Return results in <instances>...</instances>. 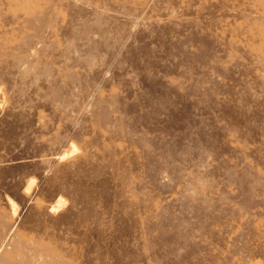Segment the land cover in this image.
Listing matches in <instances>:
<instances>
[{
	"label": "rangeland",
	"instance_id": "374dc122",
	"mask_svg": "<svg viewBox=\"0 0 264 264\" xmlns=\"http://www.w3.org/2000/svg\"><path fill=\"white\" fill-rule=\"evenodd\" d=\"M0 264H264V0H0Z\"/></svg>",
	"mask_w": 264,
	"mask_h": 264
}]
</instances>
